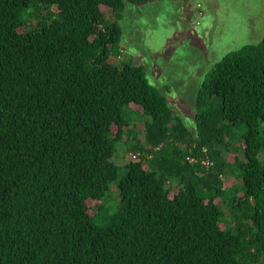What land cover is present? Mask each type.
<instances>
[{
    "label": "trees",
    "instance_id": "trees-1",
    "mask_svg": "<svg viewBox=\"0 0 264 264\" xmlns=\"http://www.w3.org/2000/svg\"><path fill=\"white\" fill-rule=\"evenodd\" d=\"M149 1L0 0V264H264V38L211 68L190 127L110 61Z\"/></svg>",
    "mask_w": 264,
    "mask_h": 264
},
{
    "label": "rangeland",
    "instance_id": "rangeland-1",
    "mask_svg": "<svg viewBox=\"0 0 264 264\" xmlns=\"http://www.w3.org/2000/svg\"><path fill=\"white\" fill-rule=\"evenodd\" d=\"M102 10L107 16L112 13L105 5ZM123 16V51L110 61L143 64L150 81L167 94L171 106L190 127L195 123L196 95L211 68L228 52L264 38V0H152L127 3ZM130 116L135 122L136 113ZM143 126L138 121L134 127L141 139ZM134 153L122 139L116 142L112 160L123 166L133 161ZM225 156L233 158L231 153ZM222 178L228 184L234 180ZM115 184L105 199L110 212L118 200ZM177 190V184L171 185V196ZM89 205L95 213L96 202L90 200ZM226 226L223 222L222 227Z\"/></svg>",
    "mask_w": 264,
    "mask_h": 264
},
{
    "label": "built area",
    "instance_id": "built-area-1",
    "mask_svg": "<svg viewBox=\"0 0 264 264\" xmlns=\"http://www.w3.org/2000/svg\"><path fill=\"white\" fill-rule=\"evenodd\" d=\"M132 158H133V159H138V158H139V154H138V153H134V154L132 155Z\"/></svg>",
    "mask_w": 264,
    "mask_h": 264
}]
</instances>
